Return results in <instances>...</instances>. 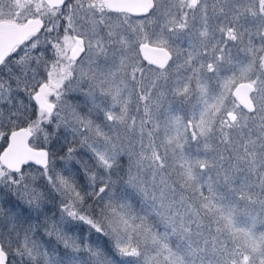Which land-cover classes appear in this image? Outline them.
Masks as SVG:
<instances>
[{
	"label": "snow or ice",
	"instance_id": "snow-or-ice-1",
	"mask_svg": "<svg viewBox=\"0 0 264 264\" xmlns=\"http://www.w3.org/2000/svg\"><path fill=\"white\" fill-rule=\"evenodd\" d=\"M0 264H264V0H0Z\"/></svg>",
	"mask_w": 264,
	"mask_h": 264
}]
</instances>
